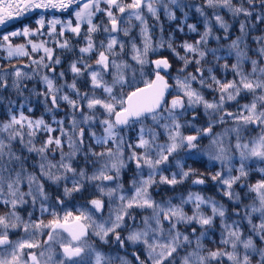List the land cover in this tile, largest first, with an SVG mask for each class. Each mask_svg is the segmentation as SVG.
<instances>
[{
    "label": "snow or ice",
    "instance_id": "snow-or-ice-1",
    "mask_svg": "<svg viewBox=\"0 0 264 264\" xmlns=\"http://www.w3.org/2000/svg\"><path fill=\"white\" fill-rule=\"evenodd\" d=\"M245 3L250 7H245ZM257 6L264 13V0H240L239 4H234L233 0H205L204 6H195L203 18L204 31L194 43L180 45L184 52L181 55L171 38L153 44L148 18L159 21L163 11L169 20H175V11L179 9L184 15L182 23H186L188 12L185 9L194 5L185 0H0V25L35 9L73 10L74 25L71 19L47 21L49 35L56 33L59 24L62 27L58 36L63 37L65 31H69L80 37L82 26L87 25L83 33L84 46L79 47L80 56L69 66L72 83L58 85L55 76L45 74L41 77L45 91L33 93L44 96L49 113L59 110L60 102H65L71 109L70 128H65L64 120H57L54 114L52 123L43 116L38 119L26 116L22 111L28 104V97H24L27 89L24 81L32 77L15 66L11 72L0 68V106L7 100L6 119L0 120V206L7 209L0 214V264H131L127 256L107 255L97 247L96 241L108 244L110 237H114L120 248H124L126 242L142 246L143 259L137 251L132 252L136 264H264V167L258 169L259 180L246 183L251 170L247 162L255 160L264 164V36L253 37L257 44L254 50L249 49L246 42L248 21ZM205 7L212 9L211 16ZM225 9L233 17L243 15L245 20L240 22V35L227 45L226 55H218L221 49L206 45L210 38L220 39L213 36L214 26L228 32L230 25L220 15ZM255 18L257 23L262 22L264 14H257ZM45 23L41 16L35 30L24 27L0 36V47L7 51L9 59L29 55L25 45H14L11 37L42 34ZM136 27L141 38L139 45L131 36ZM187 28L189 32H197L196 24H187ZM179 31H183V27ZM97 34L104 35L98 43ZM121 34L129 39L122 40ZM28 43L32 52L43 50L45 54L33 63L55 73L54 65H59L61 60L53 58V49L47 47L46 42L37 44L29 39ZM57 44L61 49L72 51L68 39L57 41ZM165 46L182 62L174 77L177 95L170 102L165 98L170 85L161 72L172 65L167 58L149 59L150 53ZM250 51L254 56L249 55ZM209 53L217 63L234 57V63L221 65L231 70L232 80L218 79L212 67L201 66ZM93 54L96 56L94 63L90 62ZM125 55L132 63L124 59ZM191 64L197 65L195 73L186 71ZM147 65L154 66L155 79H143L144 87H135L137 75L143 78ZM58 75L63 78L65 73L61 71ZM85 76L90 84L89 92H81L77 87V79ZM193 84L200 87L195 88ZM9 88L23 97L18 105L17 101L3 95ZM64 88L69 89L71 95L64 92ZM125 88L134 90L125 93ZM205 88L219 93L218 98L206 99L201 91ZM242 94L250 100L241 105L238 112L227 111L225 104L233 101L239 104L238 97ZM199 106L208 117L207 127H196L192 121L185 120L192 110L194 121L195 109ZM28 111L32 109L29 107ZM225 117L231 118L234 126L214 133L215 124L225 123ZM97 123L102 129L99 134L93 130ZM249 126L259 129V133L245 140L243 134ZM186 127L193 128L195 134L185 135L182 129ZM86 129L92 141L87 145ZM132 130L136 131L135 141L126 138L127 132ZM54 132L59 135L53 136ZM41 133L45 138L38 142ZM203 136L210 138L203 154L211 161H218L222 168L211 179L224 186V195L230 201L242 205L233 210L238 219L231 222L227 208L213 198L190 192L186 197H179L178 203H173L172 198L156 201L149 191L157 184L175 186L195 174L194 169L185 170L179 159L176 160L179 172H172L170 177L163 174L161 165L168 164L169 158L181 150L197 149V142ZM95 147L101 151H95ZM81 153L85 167L77 168L73 161ZM32 154L38 159L29 163ZM237 156L238 167L233 164ZM130 163L135 164V173L130 181L129 195L122 174ZM88 165L92 167L91 173ZM145 169L148 170L146 174ZM233 172L238 174L233 175ZM62 182L65 197L81 192L86 185H92L99 196L89 201L91 208L82 207L75 215L65 211L61 216L56 207L63 206L64 200L57 196L51 203L45 185L59 187ZM192 183L202 185L205 180L197 178ZM234 185L247 191L242 195L235 191ZM105 197L109 214L107 218L96 219L95 214L104 211ZM245 200L248 202L244 203ZM29 203L33 211L38 205L41 215L48 213L52 219L47 223L43 219L33 221V211H29L25 219L19 209ZM188 204L193 206L191 215L184 209ZM204 208H210L211 214H206ZM133 209L149 214L137 225ZM217 217L221 222L219 244L209 248L205 241ZM126 218L133 221L131 228ZM182 225L185 229L198 225L200 231L197 232L196 227H191L190 232L182 231ZM125 228H128L127 235L122 237L121 231ZM17 229L31 238L11 239L10 234ZM44 229L48 230L47 239L41 245L35 236L43 234ZM37 248H43L39 255L25 251Z\"/></svg>",
    "mask_w": 264,
    "mask_h": 264
},
{
    "label": "trees",
    "instance_id": "trees-1",
    "mask_svg": "<svg viewBox=\"0 0 264 264\" xmlns=\"http://www.w3.org/2000/svg\"><path fill=\"white\" fill-rule=\"evenodd\" d=\"M185 3H188V2L185 1ZM233 3L239 4L240 0H233ZM188 4L192 5L193 4L192 0H190ZM244 6L250 7L246 3ZM205 11L209 16L212 15V9L210 11H209V9H206ZM190 12H191V16L188 15L186 23H182L184 21V19L181 20L178 15H176L177 19H175V20H169L164 15L162 17L163 26H162V22H161V26H160V27H162L163 31H161L160 33L155 32V36L152 38L153 44L154 45L158 44L161 41V39H163L164 41H168L171 38V41H172L173 45L176 47L177 51H179L181 55H184L183 49L180 48V45L183 44L184 42L194 43L195 41L199 40V38H200L199 33H202L204 31L203 18L199 15V13H197L193 9H190ZM257 14H264V13H261V10L258 6L254 11L253 16L251 18H249V21H248L249 22V31H248V36H247L246 42L249 46V49H253V50L257 47V44L253 40V37L264 36V21L257 23L256 18H255ZM220 15H222L224 17V19L227 21V23L230 25L229 30L227 33H225L223 29H220L218 26H214L213 36L214 37L218 36V37H220V39L216 40L214 38H210L206 47L207 48H219L221 50L217 54L218 55H226L227 45L230 44L231 41L234 40L237 36L240 35V22L244 21L245 17L243 15L233 17L232 14L230 12H228L226 9L223 11H220ZM191 19L196 21L192 24L197 25V32H189L188 31L187 24H191ZM253 24H255L254 28L251 27V25H253ZM181 27H183V31H179V28H181ZM157 28H158V26H157ZM225 36H227V38H225ZM73 44H74V42H71L72 46H73ZM162 49L167 51V53L172 54V52L170 50H168V48L166 46ZM60 50H62V49L60 48ZM67 55L69 56L68 61H71L72 59H74L71 57V56L75 57L74 49H72V51L68 50ZM249 55L254 56V52L250 51ZM54 56H57L61 59H64L63 57H60L56 54ZM163 57H157V58H163ZM168 60H169V63L172 65V67L170 69H168L169 71L167 70L166 72H164V75H166L167 81L171 86V90H170L171 92L167 96V101L170 102L173 99V97L177 95V90L175 87L176 80L174 79V77L177 76L178 69L182 66V62L177 60L175 56L174 57L169 56ZM225 62H227L229 65L234 63V57H228L227 61L220 60L219 63H217L214 60V58L212 57V55L209 53L208 56L206 57L205 61H202L201 66L205 69H207L208 67H212L213 72L218 79H221L223 81L232 80L233 74H232L231 70L230 69L225 70L221 67V65H223ZM196 67H197V65L191 64V65H189V67L187 68L186 71L195 73ZM246 67H248V66H246ZM19 69H21L22 71L25 70L22 67H19ZM5 70H7L8 72H11L13 70V66L12 67H6ZM207 75H208V73L205 72V77H207ZM72 76L73 75H71L69 77L72 78ZM148 80H150V79H148ZM29 82H32V81H29ZM84 82H87L86 76L78 78V80L76 81L77 86L79 85L81 88H83V89H80L81 92H89V90H90L89 86L87 84H84ZM55 83L58 84V80H55ZM142 84L143 83H140L139 85H142ZM193 87L199 88L200 86L198 84H193ZM201 91L203 92L205 98L208 100H212V96H215L216 98H218V96H219V93L210 91L206 88L201 89ZM6 93H7V98L11 97L13 100L17 101V105L20 102H22L21 97H18L16 95V93L11 88H10V90L8 89L7 92H4L3 95H5ZM98 93H99V90H97V94ZM9 94H12V95L10 96ZM73 98H75V97L73 96ZM238 100H239V104H237V102H235V101L226 103L225 109L229 112H234V113L238 112L240 110V106L247 103L250 100V97L244 96L242 94L240 97H238ZM5 104H7V101ZM5 104L3 106H0V110L5 108L4 117L2 115L3 118L0 117V120H3L6 117V105ZM32 107L34 108L35 106L33 105ZM50 107H51V104H50ZM56 112H58L59 115H61V116H68L71 113V109L68 107V105L65 102L61 101L60 102V108H59V110H56ZM195 113H196V119L194 121L192 120V115H193L192 110L188 111L187 115L185 116V120L192 121V123L196 127H207L208 117L205 115L203 107L202 106L197 107L195 109ZM77 116L79 117L78 113H77ZM225 120H226L225 123H216L215 124V126L213 128L214 133H222V132H224V130L226 128H231L234 126V122L232 121L231 118H229V119L225 118ZM64 124H65L64 127L68 128L67 123L65 122ZM256 129L257 128H254L253 126H249L247 132H245L243 134V138L245 140H247L250 137H254V136L258 135L259 132ZM93 130H95L98 134L102 131V129L98 123L93 125ZM182 131L184 132L185 135L195 134L194 129L191 127H186L184 129H182ZM126 138H129L131 141H135L136 131L132 130V131L127 132ZM41 139H42V136L41 137L39 136L38 142L42 141ZM85 140H86V145L92 143V141L90 139H88V130L87 129L85 132ZM163 140H164V137H161V141H163ZM209 142H210V138L205 137L204 139H202V142H201V144L202 143L203 144L200 145L198 149H194L191 152H188V151L186 152V150H181L178 153L174 154L173 157L169 158L168 164L161 165V168L163 169V174L170 177L172 172H179V169L176 167V160L179 159L181 161V163L184 164L185 170H187L188 168L195 170L194 175L190 176L183 183L177 184L175 186H170L167 184L153 185L149 189V191H150L152 198L154 200L162 201V200H167L169 198H172L173 203H178L179 197H181V196L186 197L188 195V193H190V192L199 193L206 198L207 197L213 198L214 200L223 204L227 208L228 216L230 217L229 222H231V220H233V219H238V217L233 215V210L237 207L242 208V205H236L235 203L230 201L228 199V197L224 195V190H225L224 186L221 185L219 183V181H213L211 179L212 175H214L218 171H222V168H221V165L218 161H211L208 159V157L206 155L203 154L202 150H204L208 146ZM232 143L233 144L235 143L234 139L232 140ZM64 151L65 152L68 151L67 146H65ZM95 151H101V149L99 147H95ZM25 155H27V153H25ZM56 158L59 159V155H57ZM37 159L38 158L34 154H32L29 157V163H32ZM73 163H74V166H76L77 168L85 167V161H84L83 153L78 155L76 160L73 161ZM233 164L238 167V156H237V159L233 161ZM247 164L251 170H250L249 177L247 178L246 183L252 184L261 178V173L258 171V169L261 167H264V164L260 163L259 161H255V160L249 161V162H247ZM134 167H135V164L130 163L128 168H126L122 174V182L124 184L125 190L128 192L129 195L131 194L130 181H131L132 176L135 173ZM30 170H32V169H30ZM88 171H89V173H91V171H92L91 165H88ZM144 171L146 174L148 170L145 169ZM224 173H225V175H227L226 169H224ZM236 174H238V173L233 172V175H236ZM196 178L204 179L205 184H203L201 186L192 184L191 181L196 179ZM157 179H159V177H157ZM68 186L71 187V184L69 183ZM233 187H234L235 191L241 192L242 195H243V192L247 191V189L242 190L239 187V185H234ZM45 188L49 194L51 203L55 202V198L57 196H59L61 199L64 200L63 206H57L56 207V211L60 215L62 214L63 211L64 212L65 211H76V213L78 214V209H81L82 207L83 208H90L87 205L88 201L90 199H93V198H96L99 196V193L96 192L95 188L92 185H86L84 190H82L81 192L73 193L69 197H65L63 195V182L61 183V185L59 187L49 183V184L45 185ZM247 202H248L247 200L244 201V203H247ZM105 203H106V206H105L103 214L101 216H103L104 218H107V216L109 214V208L107 205V198L106 197H105ZM113 207H114V205H113ZM192 207L193 206L191 204L184 206L185 211L189 215L192 214ZM38 209H39V206L37 205V209L35 211H33L32 206L29 203L28 205H25L24 207L20 208L19 212H20L21 216H23L25 219H27L28 218V215H27L28 212L33 211L32 220L38 221L40 219V217L42 218V217L48 215V213H44L43 215H41V213L39 212ZM204 211L208 215L211 214L210 208H204ZM132 212H133V215L136 217L135 223L137 225L140 223V221L144 215L149 214L147 211H143L141 209H133ZM101 216H98L97 214H95L96 219H100ZM51 218H52V216L50 215V219ZM126 222H127L128 228H131L133 226L132 220L126 218ZM45 223H46V221H45ZM191 227H196L197 232L200 231V228L198 225H192ZM191 227H188L187 229H185V227L182 225L181 230L190 232ZM244 227H245V231L247 232L246 221L244 222ZM128 228H125L121 231L122 237L127 235ZM47 231H48L47 229L43 230V234H45V236L47 235ZM220 232H221V222H220V219L217 217L214 221L213 229L209 233V239L205 241V244L207 245V247H209V248L217 247V245L219 244ZM43 234H39V233L36 234L35 240L38 241L39 239H41L43 237ZM10 236H11V239H13V240H19L21 238H23V239L31 238L29 236V234L24 233V231L22 229L15 230L14 232H12L10 234ZM46 239H47V236L43 240L45 241ZM93 239H95V238H93ZM44 241H42V242H44ZM96 243H99V241H96ZM115 245H117V243L115 242L114 237H110L108 244H100L99 243L98 246H100V247H98V248L107 255L127 256L128 260L131 261V264H136V261H134V257L132 256L133 251H137L140 254L141 258L142 259L144 258V252H143L142 246H133L131 244H128L127 242H126L124 248H119L118 246H115ZM42 250H43V248L40 249V251H42ZM25 251L27 252L30 250L25 249ZM117 264H119V262H117ZM254 264H255V262H254Z\"/></svg>",
    "mask_w": 264,
    "mask_h": 264
},
{
    "label": "rangeland",
    "instance_id": "rangeland-1",
    "mask_svg": "<svg viewBox=\"0 0 264 264\" xmlns=\"http://www.w3.org/2000/svg\"><path fill=\"white\" fill-rule=\"evenodd\" d=\"M185 1H187L189 3L190 0H185ZM192 2H193L192 5H194V7L190 8V9H193L194 11H196L195 6H204L205 0H197V1L192 0ZM190 9H185V11H187L188 15L191 16ZM206 9H208V8L205 7V10ZM210 10L211 9H209V11ZM72 11H73L72 9H69L68 11H61V10H56V9H35L33 11L25 13L22 16L14 17L13 19L9 20L4 25H0V36H2V35L8 34V33L13 32V31H20L24 27H28L30 29L35 30L38 27V25L36 24V21L41 16L44 17L46 23H45V28L42 30V34L32 35L29 37H24L22 35L16 36V37H11V41L14 45L24 44L29 55L21 56V57H13V58L9 59L7 56V51L4 48L0 47V68L5 69L6 67H12V66H15L16 68L22 67L25 69L23 72L28 73L32 77L31 79H27L24 81L25 84L27 85V89L24 91V97H28V104L26 105L27 107L25 106V108L22 109V111L24 112V114L26 116H28L32 119H38L41 116H43V118L48 123H52V116L54 114L57 120H61V119L64 120V122L67 123L68 128H70V119H71L70 114L68 116H61L56 111L54 113L47 112L46 108H45L44 96L33 94V93H43L45 91V85L41 79V77L45 74L49 75L50 77L55 76V80H58V85L65 84V83L70 84L73 81V76H72V78L69 77V76L73 75L70 71L69 66L74 60H77L80 56L79 47L84 46L83 33L86 32L87 25L85 24L82 26V29H81L82 35L80 37H76L74 34H72L69 31H65V35L63 37H60V36H58V33L60 32L62 26L59 24L56 25V33L49 35V26L47 24V21L52 20V19H60L61 21H67V20L71 19L73 22V25H74L75 24V16H74V14H72ZM175 14L178 15L181 20L184 19L183 12H181L179 9H177L175 11ZM163 16H164V13H163V11H161L159 21H156L151 17L148 18V23L150 26H152L151 27L152 38L155 36V32H157V33L161 32L162 27H160V26H161V22H162V26H163V20H162ZM94 22H96V21H94ZM194 22H196V21L191 19V24ZM157 26H158V28H157ZM131 36L136 38V42L138 45L141 43V38L139 36V28L138 27L133 28ZM120 38L122 40H125V41H127L129 39L128 37H123L122 34H121ZM29 39L32 40L33 43H37V44H39L41 42H46V46L53 49L54 55L56 54V55L64 58V59L60 58L61 63L59 65H54V68L56 69L55 73L49 71L46 68L38 67L36 64L33 63L34 60L39 61L40 58L42 56H44L45 54H44L43 50H40L37 52H32L31 51V45L28 43ZM64 39H68L70 42H74L72 49H74L75 57L71 56L72 58H74L71 61H68V59H69L68 58L69 56L67 55L68 50L67 49L60 50V47L57 44V41H63ZM95 39L97 40V43H98L99 40L104 39V35L103 34H97ZM128 51L129 50L126 47V52H128ZM163 56L166 57L167 59L169 58V56L174 57L173 54H169V53H167V51H165L163 49H158V51L156 53H150L149 54V59L152 60L154 58L163 57ZM55 57H57V56H53L54 59H55ZM95 58H96V56H95V54H93L90 62L94 63ZM124 59H126L130 63H132V61L130 60V57L128 55H125ZM45 63H48V61L45 60ZM153 69H154V66L147 65L145 67L144 77L141 78L139 76V74L137 75V84L135 85V87L143 86V84L139 85L140 83H143V79L153 80V77H154L153 76L154 75ZM61 71L65 73L63 78H60L58 75ZM29 81H32V82H29ZM84 84H87L89 86V89H90V84H89L88 80H87V82H84ZM77 87L79 89H83L79 85ZM9 90H10V88H9ZM132 90H134V89L133 88H125L124 89L125 93H127L128 91H132ZM63 91L68 92L71 95V92L69 89L64 88ZM170 92L171 91H169V93ZM169 93L166 94V97L169 95ZM9 95L11 96L12 94H9ZM98 95H99V93H98ZM4 96L7 98V93ZM213 97H215V96H212V99H213ZM21 99L23 100V97H21ZM6 101L7 100H5V103H6ZM33 105L35 106L34 108L32 107ZM47 106L50 107V103H48ZM29 107L32 109V111H28ZM84 110L87 111L86 107ZM98 111H102V110H98ZM4 113H5V108L0 110V114H1L0 117H2V115L4 117ZM78 115H79V113H78ZM225 118L229 119V117H225ZM4 119H6V117ZM52 126L57 127V125H55V124H53ZM64 126H65V124H64ZM256 130H258V132H259V129H256ZM52 135L57 136V135H59V133L54 132V133H52ZM39 136L40 137L42 136L41 140H43L45 138V135L42 133L39 134ZM205 137H208V136H203L198 140V142H197L198 148L200 145L203 144V143L201 144V142H202V139H204ZM186 152H187V150H186ZM198 186H201V185H198ZM89 201H88L87 205L91 208ZM6 210L7 209H4V207L0 206V214H3V212ZM71 212H73L74 215L77 214L76 211H71ZM63 214H64V211L62 212L61 216H63ZM96 214L98 216H101L103 213H96ZM40 219H43L47 223L52 218L50 219V215L48 214L47 216H44L42 218L40 217ZM46 236H45V234H43V237L38 240L41 243V245H43L42 241H44L43 239H45ZM96 244H97V247H100V246H98L99 243H96ZM115 246H118L120 248V246L118 244ZM40 249L41 248L30 249V251H34L37 253V255H39ZM134 261H135V259H134Z\"/></svg>",
    "mask_w": 264,
    "mask_h": 264
},
{
    "label": "water",
    "instance_id": "water-1",
    "mask_svg": "<svg viewBox=\"0 0 264 264\" xmlns=\"http://www.w3.org/2000/svg\"><path fill=\"white\" fill-rule=\"evenodd\" d=\"M163 58H165V57H163ZM155 59H159V58H154V59H152V60H155ZM167 70H168V69H167ZM162 72H164V71H162ZM163 76H164V77H165V79H166V76H165V75H163ZM154 79H155V77H154ZM154 79H153V80H154ZM166 80H167V79H166ZM168 84H169V83H168ZM169 85H170V84H169ZM142 87H144V85H143V86H141V88H142ZM170 89H171V86H170V88H169V91H170ZM165 98H166V97H165Z\"/></svg>",
    "mask_w": 264,
    "mask_h": 264
},
{
    "label": "flooded vegetation",
    "instance_id": "flooded-vegetation-1",
    "mask_svg": "<svg viewBox=\"0 0 264 264\" xmlns=\"http://www.w3.org/2000/svg\"><path fill=\"white\" fill-rule=\"evenodd\" d=\"M167 100V99H166Z\"/></svg>",
    "mask_w": 264,
    "mask_h": 264
}]
</instances>
